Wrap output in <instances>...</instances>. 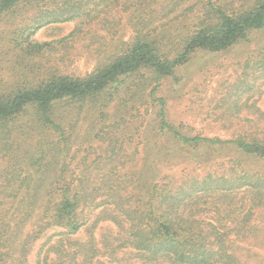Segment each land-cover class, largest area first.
I'll list each match as a JSON object with an SVG mask.
<instances>
[{
    "label": "trees",
    "instance_id": "obj_1",
    "mask_svg": "<svg viewBox=\"0 0 264 264\" xmlns=\"http://www.w3.org/2000/svg\"><path fill=\"white\" fill-rule=\"evenodd\" d=\"M191 1L0 0V19L17 24L31 56L67 55L85 39L97 58L85 75L52 66L42 78L0 85V127L28 115L38 130L30 141L22 135L30 149L19 163L26 174L13 188L17 201L0 199V264H28L34 243L56 229L36 264H264V121L234 122L235 136L211 137L170 121L167 99L156 95L197 53L264 30V0ZM128 13L132 32L124 40ZM69 21L75 27L67 36L33 39L41 27ZM244 67L264 84V45ZM137 102L155 116L127 126ZM81 119L90 125L75 160L62 162L66 123L74 134ZM103 221L116 231L98 238Z\"/></svg>",
    "mask_w": 264,
    "mask_h": 264
},
{
    "label": "rangeland",
    "instance_id": "obj_2",
    "mask_svg": "<svg viewBox=\"0 0 264 264\" xmlns=\"http://www.w3.org/2000/svg\"><path fill=\"white\" fill-rule=\"evenodd\" d=\"M176 14L178 13L171 16ZM130 16L128 13L120 29V35L124 40H128L132 32ZM5 19H0V85L4 89H9L24 80L32 81L42 78L52 66H56L64 73L74 75H85L95 67L97 58L94 55L95 44L93 42L80 40L69 46L67 55L63 49H60L45 55L31 56L25 34L20 36L15 29L17 24L9 23L7 21L9 19ZM74 27V21L50 23L38 29L33 39L38 42L56 41L67 36ZM263 45L264 30L252 32L249 41H242L229 49L220 52L197 53L177 72L175 77L166 80L156 93L167 99L170 121L176 124L183 123L187 129L195 130V132L223 139L235 136L234 122L252 123L250 121H259L260 118L264 121V84L260 80L257 82L251 80L253 73L250 74L248 71L246 73L244 67L248 56L256 53ZM248 83L254 85L253 90L246 89ZM133 100L130 102L132 103ZM117 106L118 103L112 102L108 108L113 118H115ZM128 112L127 126L134 125L138 120L150 121L155 116L154 109L149 108V111H146L140 102H137L136 106L131 104ZM29 118L28 115L23 116L11 123L8 128L0 127V199L17 201L12 196L13 188L26 174L19 170L21 168L19 163L25 160L26 151L30 149L22 135H25L24 138L27 141L38 136V130L32 129L28 123ZM113 118H111V123L116 120ZM68 121L69 119H66V122ZM91 124H95V121L92 120ZM89 125L88 121L81 119L75 123V133L71 134L66 123V137L70 140H68L66 149H63L59 155L62 162L64 159L75 160L73 154L76 151V142ZM128 132L119 131L122 138L129 141L131 134ZM17 137L20 139L18 140ZM133 140V146L139 147L138 156L142 157L144 152L140 155V151H143L144 146L139 134L134 135ZM95 149L97 151L98 148L95 147ZM131 165L130 162L127 167ZM15 168L18 170L13 176ZM165 169L162 165L163 172ZM30 171H34V167H30ZM55 231L48 232L34 243L32 252L28 256V264H36L40 253L43 256L49 246V236ZM115 231L116 227L112 222L103 221L96 228L95 235L99 238L102 234ZM84 234L83 232L82 235Z\"/></svg>",
    "mask_w": 264,
    "mask_h": 264
}]
</instances>
